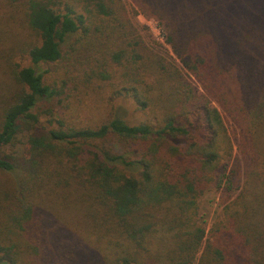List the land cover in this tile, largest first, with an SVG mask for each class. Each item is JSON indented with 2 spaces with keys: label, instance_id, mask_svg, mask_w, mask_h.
<instances>
[{
  "label": "trees",
  "instance_id": "1",
  "mask_svg": "<svg viewBox=\"0 0 264 264\" xmlns=\"http://www.w3.org/2000/svg\"><path fill=\"white\" fill-rule=\"evenodd\" d=\"M1 1L35 41L20 48L30 64L13 68L20 90L0 122V172L14 183L0 264H264V0H130L133 16L162 24L175 61L146 49L121 0ZM91 34L120 40L117 99L153 118L116 111L73 127L38 112L69 82L52 86L39 67L72 61ZM227 122L246 169L207 230L200 197L237 174L223 164L235 150ZM21 135L28 155L5 153Z\"/></svg>",
  "mask_w": 264,
  "mask_h": 264
},
{
  "label": "rangeland",
  "instance_id": "2",
  "mask_svg": "<svg viewBox=\"0 0 264 264\" xmlns=\"http://www.w3.org/2000/svg\"><path fill=\"white\" fill-rule=\"evenodd\" d=\"M121 1L129 13L131 26L142 35L146 49L150 52L163 54L171 61L177 60L170 46L166 43V33L162 24L158 20L148 18L141 13L133 16L134 6L131 1ZM5 6L0 0V122L4 108L14 93H18L20 90L18 86L16 87L12 77L13 68L17 64L23 66L30 64L20 48L35 41L34 32L29 29L23 14L19 15L16 11ZM93 22L92 27L102 25L100 20ZM121 44L119 40L117 45ZM117 45L115 42H107L105 39L91 34L87 44L76 53L72 61L41 65L38 70L44 73L46 83L59 88L62 80L69 82L63 90L64 93L59 97L61 102L58 101L59 98H56L52 103H42L38 112L47 109L53 110L56 119H62L73 127H96L107 122L116 111L130 122L153 118L152 112L142 113L136 109L131 101L117 99L122 87L121 81H119L121 68L118 67V64L111 62L109 56L112 51H119ZM123 48L124 46L121 45V49ZM177 64L182 68L179 61ZM105 68L108 71H104ZM85 70L86 73H84ZM93 73H96L95 77L85 81L84 75L92 76ZM107 76L108 79H106ZM227 126L235 150L231 157L224 159L223 164L227 167V172L231 169H237V174L231 190H219L216 185H213L200 197L196 220L207 230L215 222L222 219L226 205L239 194L246 169L245 161L242 160L243 158L236 147L237 138L231 123L227 122ZM25 141V135H21L17 144L14 147L6 148L4 152L7 154L17 153V155L22 156L26 148ZM12 179L11 175L0 172V203L3 206L6 205L5 198L7 195L13 196L14 183H11ZM1 218L0 210V239L6 233V223Z\"/></svg>",
  "mask_w": 264,
  "mask_h": 264
},
{
  "label": "built area",
  "instance_id": "3",
  "mask_svg": "<svg viewBox=\"0 0 264 264\" xmlns=\"http://www.w3.org/2000/svg\"><path fill=\"white\" fill-rule=\"evenodd\" d=\"M162 38L164 39V35L162 34Z\"/></svg>",
  "mask_w": 264,
  "mask_h": 264
}]
</instances>
